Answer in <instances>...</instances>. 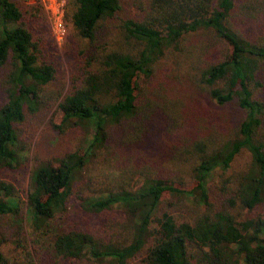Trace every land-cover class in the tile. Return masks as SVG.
<instances>
[{
    "label": "trees",
    "instance_id": "trees-1",
    "mask_svg": "<svg viewBox=\"0 0 264 264\" xmlns=\"http://www.w3.org/2000/svg\"><path fill=\"white\" fill-rule=\"evenodd\" d=\"M65 2V20L86 50L69 90L47 93L54 66L40 59L14 0H0V167L26 162L18 129L41 108H54L55 131L90 130V138L85 148L34 166L25 209L0 180V218L14 221L35 255L74 196L94 215L120 210L122 218L93 234L55 233L53 261L133 264L144 253L140 264H264V213L238 220L210 198L216 190L227 207L246 213L264 205V8L243 0ZM155 141L159 150L148 149ZM243 152L247 167L227 176ZM168 153L173 169L158 162ZM101 163L125 173L110 182L81 179L74 192L77 176ZM182 171L192 181L176 176ZM168 196L199 216L178 222L161 208ZM101 233L106 241L95 236ZM4 242L0 234V264H13Z\"/></svg>",
    "mask_w": 264,
    "mask_h": 264
},
{
    "label": "rangeland",
    "instance_id": "rangeland-1",
    "mask_svg": "<svg viewBox=\"0 0 264 264\" xmlns=\"http://www.w3.org/2000/svg\"><path fill=\"white\" fill-rule=\"evenodd\" d=\"M256 8H264V0H243ZM23 13V22L32 34L33 41L39 51L40 59L50 62L56 70V79L46 87V92H63L69 90L73 77L82 66L83 56L85 53V42L76 38L72 27L65 20V0H14ZM117 20L109 21L108 31H113ZM264 35V32L261 35ZM175 64L174 60H171ZM147 83V82H146ZM146 83L142 86L145 88ZM5 102V94L0 89V105ZM54 108H41L35 114H27L25 121L19 126V138L26 150L25 156L27 160L18 168H2L0 167V180L11 184L19 198L21 199V207L26 208L25 193L29 189L30 172L35 165L46 160H54L57 157L65 155L69 152L76 151L80 147L87 144L90 136V130H80L78 128L68 129L66 131L57 132L51 124V116ZM264 135V127L261 130ZM148 149L152 151L159 150L156 141L152 145L148 142ZM250 156L247 152L241 153L233 162L231 168L226 173L227 176H235L247 167ZM158 162L163 166H171L173 169V161L171 155L163 154L158 158ZM112 163L118 165L114 160ZM112 163H101L91 165L77 176L74 181V192L77 193L80 180L87 182L91 180L111 181L116 177L125 173V169H113ZM123 165L125 163H122ZM80 176V177H79ZM97 176H99L97 178ZM176 176L182 177L184 182H190L192 179L188 177L185 171L178 172ZM97 178V179H96ZM174 179H178L174 177ZM191 179V180H190ZM212 183V182H211ZM213 185L216 184L214 181ZM211 184V185H212ZM228 193L232 190L233 184L229 185ZM229 194L228 196H230ZM80 197L87 198L88 194H81ZM92 197V196H91ZM226 197L218 191L212 189L210 194L211 202L215 204V210L223 207L232 213L238 220L243 218H256L264 213V205L258 206L252 212H244L239 207H227ZM176 199L168 196L163 201L162 210H170L178 222H192L199 216V210L192 208L190 205L184 206L182 203L174 205ZM82 201L79 197H72L68 203L67 213L64 216H58L51 222V233L44 237L42 246L34 255L32 243L29 238L24 239L22 235H17L14 229V221L0 218V234L5 239L2 251L10 263L22 264L31 259V264H106L95 262L91 257L87 256L82 260H61L54 259L49 255L51 245L50 241L55 233L66 230L88 231L94 233L97 230H103V224L107 219H121V211L113 210L104 216L94 215L82 207ZM203 211V209L201 208ZM12 224V225H11ZM27 226H24L26 230ZM28 228V227H27ZM29 230V229H28ZM106 241V236L101 233L95 235ZM108 239V237H107ZM144 253L133 264H140V260L144 257ZM198 261L192 258V264Z\"/></svg>",
    "mask_w": 264,
    "mask_h": 264
}]
</instances>
